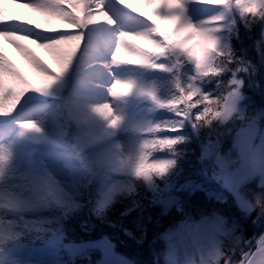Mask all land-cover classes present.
Instances as JSON below:
<instances>
[{
    "label": "rangeland",
    "instance_id": "obj_1",
    "mask_svg": "<svg viewBox=\"0 0 264 264\" xmlns=\"http://www.w3.org/2000/svg\"><path fill=\"white\" fill-rule=\"evenodd\" d=\"M29 2L39 4L42 0H29ZM126 2L136 7L137 11L132 12L131 8L127 7L124 10L123 5L121 7L115 0H102L104 9L116 23L111 27L102 24L90 28L86 33V51L90 45L103 44L107 40L114 39L121 30L150 27L147 24H134L130 14L139 16L141 11H152L162 0H126ZM185 8V17L193 24H201L216 16L224 17L223 21L216 25L221 31L214 35L218 41V51L225 50L227 39L224 29L227 26L225 15L228 8L201 3L199 0H189ZM29 11L31 13L26 19L17 15L21 21L29 22L28 26L35 29L41 17L39 13ZM139 18L151 23L146 17ZM157 23H160L165 31H171L175 27L174 22L171 21H157ZM12 27L0 26V29L11 30ZM36 30L44 34H55L44 32L43 29ZM33 35L42 40L51 38L37 33ZM27 46L32 48L51 70L58 71V65L51 55L36 49L33 45ZM0 51H3L7 60L32 84L39 86L45 82L46 78L11 45L0 41ZM170 56L178 59L180 52L169 49L162 56L154 58L152 63L159 67L112 66L110 58L106 56L105 62L109 67L97 69H90L89 64L81 57L51 89L44 93L26 92L14 112L0 115V150H6L9 157L3 177L0 178V194H5L3 203L7 204L9 194L27 192L31 187L49 179L64 194L63 199L54 200L53 205L48 208L25 211H19L13 206L0 208V264H68L61 260L65 254L70 264L77 258L89 260L92 257L95 262L85 264H135L118 254L113 244L106 238L92 242H64L63 232L59 226L57 227V223L62 212L64 214L80 208L76 200L78 188L82 187L79 181L83 182L78 173L80 167L103 168L102 208L109 206L118 194H130L136 190L133 179L136 176L132 169L121 161L134 157L141 143L146 139L169 138L165 131L149 134V128L159 127L160 121L155 112L157 103L148 96L142 95L141 90L154 92L160 100L154 72L157 69L171 71L175 68ZM189 63L191 66L187 71L188 85L193 83V77L196 75L194 63L191 60ZM9 79L5 76L6 81ZM114 79L132 80L136 87L127 97H111L108 93V85ZM203 79L196 81L195 87L200 90L202 96H209ZM229 96L231 98H227L226 101L228 114L221 116L224 120L235 113L240 116L244 111L240 107L242 98L238 84L229 92ZM103 102L112 105L114 112L122 118L121 124L116 129H108L107 121L90 114L94 138L85 140L82 134L83 123L75 118L73 109L80 106L87 110ZM68 117L77 121L73 137L80 158L70 156L68 152L69 144L63 127L64 120ZM29 120L37 123L41 128L40 133L30 132L21 127L23 122ZM203 152L207 156H213L216 165L215 178L221 187L216 200L223 201L226 194H231L244 212L251 211L254 203L249 199V187L251 184L257 187L264 185V126L259 123V118L251 119L236 131L232 153L221 154L213 143L205 145ZM153 158L172 160L175 163L174 158L164 150L156 152ZM253 159L256 161L255 164L252 163ZM172 167L163 176L153 175L150 180L142 177L166 208L179 206L172 184L166 178ZM52 208H59V211L54 213ZM48 209L52 210L48 213L46 212ZM236 231V222L228 223L217 213L178 222L162 235L163 261L166 264H219L224 242H227L229 249L232 247L231 250L234 251H238L242 245L247 246L246 243H241ZM259 240L248 253L243 252L241 248L237 257L233 256L232 260H227L228 264H237L236 258L240 259L239 264H241L242 258L256 250ZM38 241L42 243L39 244Z\"/></svg>",
    "mask_w": 264,
    "mask_h": 264
},
{
    "label": "trees",
    "instance_id": "obj_2",
    "mask_svg": "<svg viewBox=\"0 0 264 264\" xmlns=\"http://www.w3.org/2000/svg\"><path fill=\"white\" fill-rule=\"evenodd\" d=\"M227 11V26L224 29L226 49L221 51L223 56L214 58L219 74L204 77L203 80L209 96L220 101L221 105L226 103L229 92L238 84L243 113L240 116L232 114L226 120L219 117L206 122L195 119L202 112V107L186 111L183 118L177 115L175 109L160 107L158 103L155 110L160 128H179L178 131H165L169 138L180 142L164 150L175 160L166 178L172 184L179 206L166 208L142 177H134L136 190L133 193L118 194L109 206L102 208L103 168L80 167L78 173L83 182L79 181V184L82 183L83 188L79 187L76 193L80 208L62 212L57 223L63 232L64 242H92L106 238L118 254L135 264H166L162 258V235L178 222L217 213L228 223L236 222V235L242 244H247L234 251L224 242L219 264H225L233 256L237 257L241 248L248 253L264 235V185H250L248 195L254 207L249 212H244L231 194H226L223 201L216 200L221 188L215 178L216 165L213 156L203 152L205 145L213 143L221 154L232 153L236 131L256 117L264 126V17L241 15L234 6ZM172 63L175 68L171 71L157 69L154 72L160 104L178 99L181 90L188 88L189 60L180 53L178 59L172 58ZM76 126L75 119L68 117L64 120L68 147L76 144L73 137ZM55 208L46 212L59 211ZM65 255L61 260L70 264ZM93 258H77L71 264L94 263ZM239 260L236 258L237 264Z\"/></svg>",
    "mask_w": 264,
    "mask_h": 264
},
{
    "label": "snow or ice",
    "instance_id": "obj_3",
    "mask_svg": "<svg viewBox=\"0 0 264 264\" xmlns=\"http://www.w3.org/2000/svg\"><path fill=\"white\" fill-rule=\"evenodd\" d=\"M123 9L131 8L136 12L137 8L126 0H115ZM189 0H162L158 7L152 11H141L139 16L130 14L134 24H147L150 27H132L119 31L114 39L103 44L90 45L86 49V33L97 25L115 26L114 18L104 9L102 0H42L39 4H33L29 0H0V26H13L11 30L0 29V41H4L21 52L24 57L41 73L45 82L39 86L32 84L25 78L15 66L7 60L3 51H0V115H8L14 112L28 91L44 93L59 82L68 69L78 59L83 57L90 69L100 67L108 68L105 57L108 56L112 66H145L159 67L152 63L154 58L162 56L169 49L178 50L189 60L196 69L193 83L187 90H181L178 99L168 104H160L152 91L141 90L160 107L175 109L178 116L183 118L186 111L202 107V112L196 115L197 121L211 122L222 115L228 114V104L213 99L208 95L201 96L200 90L195 87V82L200 78L218 75L214 66V58L223 56L218 51V41L215 33L220 32L217 27L223 16H216L201 24H193L185 17V5ZM201 3L212 4L224 8L234 6L241 15L264 17V0H199ZM12 3L18 8H26L39 13L41 19L36 23L35 29L28 26L27 21L14 15L8 8ZM139 17H146L141 19ZM157 21L174 22L175 27L171 31L162 29ZM50 32L55 34H44ZM33 33L51 38L42 40ZM27 45H33L53 57L58 65V71L51 70ZM5 76L9 77L8 81ZM136 84L132 80L114 79L108 85V93L114 98L127 97ZM234 94V93H233ZM231 96L228 97L230 99ZM75 118L82 123L91 124V115L102 121H107L108 129H116L121 124L122 118L117 115L108 102L98 103L85 110L80 106L73 109ZM21 127L27 131L40 133L41 128L35 121H25ZM178 127L149 128V134L161 131H178ZM180 141L177 139L151 138L146 139L140 145L138 153L129 157L123 164L129 165L136 177L150 180L153 175L163 176L169 168L174 166L172 160H156L154 154L165 149H171ZM6 150H0V174H3L8 161ZM252 163H256L253 159ZM53 185L55 183L53 182ZM54 200H61L64 194L60 190L52 192ZM228 264V262H225ZM241 264H264V237L258 242L254 252L245 256Z\"/></svg>",
    "mask_w": 264,
    "mask_h": 264
},
{
    "label": "clouds",
    "instance_id": "obj_4",
    "mask_svg": "<svg viewBox=\"0 0 264 264\" xmlns=\"http://www.w3.org/2000/svg\"><path fill=\"white\" fill-rule=\"evenodd\" d=\"M82 134L85 140H91L94 138V130L90 123H83ZM68 152L70 156L80 158V153L76 146H70ZM128 167L131 168V162H129ZM3 174H0V178L3 177ZM56 190L59 189L57 186H54L53 182L49 179L41 184L31 187L27 192H20L15 195L9 194L7 196V204L3 203L5 200V194H0V208L13 206L19 211L48 208L53 205L54 198L52 192Z\"/></svg>",
    "mask_w": 264,
    "mask_h": 264
},
{
    "label": "bare ground",
    "instance_id": "obj_5",
    "mask_svg": "<svg viewBox=\"0 0 264 264\" xmlns=\"http://www.w3.org/2000/svg\"><path fill=\"white\" fill-rule=\"evenodd\" d=\"M8 8L12 11V13L14 15L19 14L20 16H22V18L26 19V16L30 15V11L29 9L26 8H18L16 5L9 3L8 4ZM18 16V15H17Z\"/></svg>",
    "mask_w": 264,
    "mask_h": 264
}]
</instances>
